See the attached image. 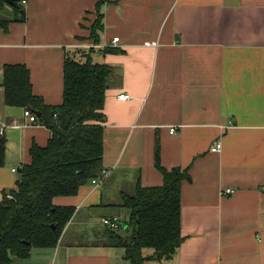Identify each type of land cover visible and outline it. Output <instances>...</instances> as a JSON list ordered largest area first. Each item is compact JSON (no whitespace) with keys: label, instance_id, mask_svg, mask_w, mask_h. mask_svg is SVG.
Wrapping results in <instances>:
<instances>
[{"label":"crops","instance_id":"1","mask_svg":"<svg viewBox=\"0 0 264 264\" xmlns=\"http://www.w3.org/2000/svg\"><path fill=\"white\" fill-rule=\"evenodd\" d=\"M98 2L102 30L90 50ZM22 4L24 20L0 29V121L9 125L0 200L29 163L31 145L44 146L50 136L28 122L24 107L4 104L3 65H25L32 93L46 105L61 103L66 57L112 68L102 122L109 173L98 186L53 198L75 212L54 248H33L31 264H130L98 228L108 229L102 220L116 212L127 219L119 205L126 185L162 184L156 152L162 167L188 174L180 193L183 241L167 264H264V0ZM217 141L222 149L214 152Z\"/></svg>","mask_w":264,"mask_h":264},{"label":"trees","instance_id":"2","mask_svg":"<svg viewBox=\"0 0 264 264\" xmlns=\"http://www.w3.org/2000/svg\"><path fill=\"white\" fill-rule=\"evenodd\" d=\"M11 6L0 0V29L7 31L11 22L24 20L23 0ZM90 26V50L99 43L102 30L99 6ZM62 100L46 105L32 93L29 70L23 64H4L3 101L7 106L28 107L37 121L50 131L44 146L33 143L30 161L19 168L15 187L2 193L0 200V264L28 259L33 248H54L73 216L72 206H56L53 198L74 196L82 185L97 177L102 169L104 99L112 68L105 63L66 57L63 63ZM5 135H0V167L5 160ZM157 151V150H156ZM159 186L143 187L136 183L132 194L122 193L120 206L127 210L125 234L108 228L109 246L124 249L130 264L173 257L183 237L180 226L181 183L187 171L170 170L159 163ZM8 193L11 197L6 196ZM145 249L152 253L144 255Z\"/></svg>","mask_w":264,"mask_h":264},{"label":"built area","instance_id":"3","mask_svg":"<svg viewBox=\"0 0 264 264\" xmlns=\"http://www.w3.org/2000/svg\"><path fill=\"white\" fill-rule=\"evenodd\" d=\"M23 3L25 2V0L22 1ZM113 43L117 42L118 41V37H114L112 39ZM148 45H155L154 42H150V43H147ZM90 47V46H89ZM118 99L122 100V101H126L128 100L130 97L128 94H119L117 96ZM23 116L25 118H27L28 122L30 123H34L37 121V117L36 115L30 110V108L28 107H25L23 109ZM9 125L6 123V122H1L0 121V135H4L5 134V130L6 128L8 127ZM171 132L174 131V128H171L170 129ZM222 149V143L221 141H217L216 144L214 145V147H212V151L214 152H219L221 151ZM12 171H16L15 168L12 169ZM109 171L107 169H104L102 168L101 171L99 172V175L93 179H91V183L98 186L108 175ZM231 190L230 189H226L224 191V193H230ZM8 198H10L11 196L9 194L6 195ZM102 223L110 228V229H118L120 227V223H121V220L119 217L117 216H112V217H108V218H103L102 220Z\"/></svg>","mask_w":264,"mask_h":264},{"label":"rangeland","instance_id":"4","mask_svg":"<svg viewBox=\"0 0 264 264\" xmlns=\"http://www.w3.org/2000/svg\"><path fill=\"white\" fill-rule=\"evenodd\" d=\"M23 5V4H22ZM80 60L81 61H83V59L82 58H80ZM15 176L17 177L18 176V174L17 173H15ZM125 192H127L128 194H132L133 192H134V188H131L130 187V185L128 184V185H126L125 186ZM123 211H124V213H126V218L128 217V212H127V210L126 209H124L123 208ZM102 213H104V212H102ZM119 216V218L121 219L122 218V216H121V214L122 213H120V212H116ZM107 214V213H106ZM101 215H99V217H100ZM124 218V217H123ZM127 220V219H126ZM81 228H83V226H80V229ZM98 229H101V232L102 233H104L106 236H107V234H108V231H107V229L100 223V226H99V228ZM117 230V229H116ZM70 232H72V230L70 231ZM118 233H120V234H125L124 233V231L122 230V229H118V231H117ZM85 235L84 236H87V234H89L90 233V231L88 230V229H85ZM96 234H97V236L99 237V232H96ZM68 239H69V236H67L66 235V237L64 238V241H63V244H65L66 242H68ZM39 250H37V249H32V252H31V258L30 259H14V264H31V262L33 261L34 262V260H35V258H36V253L38 252ZM47 251V250H46ZM150 253H152V250L151 249H145L144 250V252H143V254L144 255H148V254H150ZM169 260H171V258H169V259H162V260H148V261H146V263L145 264H150V263H152V262H154L155 264H167L168 263V261Z\"/></svg>","mask_w":264,"mask_h":264},{"label":"water","instance_id":"5","mask_svg":"<svg viewBox=\"0 0 264 264\" xmlns=\"http://www.w3.org/2000/svg\"><path fill=\"white\" fill-rule=\"evenodd\" d=\"M5 1H6L7 4H9V5H11V6H14V5H15L14 1H12V0H5ZM120 225H121L123 228H125V225H124L122 222L120 223Z\"/></svg>","mask_w":264,"mask_h":264}]
</instances>
